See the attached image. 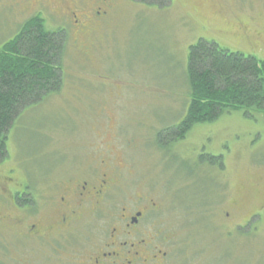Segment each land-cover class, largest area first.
Returning a JSON list of instances; mask_svg holds the SVG:
<instances>
[{
    "label": "rangeland",
    "instance_id": "1",
    "mask_svg": "<svg viewBox=\"0 0 264 264\" xmlns=\"http://www.w3.org/2000/svg\"><path fill=\"white\" fill-rule=\"evenodd\" d=\"M252 2L253 7L241 4L238 14L248 34L261 29L264 39V0ZM219 9L213 0H173L164 7L115 0L103 28L76 37L60 1L47 9L38 0H0V46L36 14L46 28H63L67 36L62 87L25 108L13 122L4 166L20 165L31 181L52 163L60 165L53 175L67 177L104 156L127 157L134 176L124 173V177L135 180L132 189L165 199L164 231L174 234L173 241L187 238L189 247L172 249H177L172 256L178 264H264V210L256 211L264 206V115L257 113L252 119L239 110L225 111L212 122L195 124L177 142L174 130L160 131L187 113L188 52L199 38L264 61V50L257 52L239 39L202 27L223 28L227 20L229 29H237L239 19L224 9L213 14ZM158 133L163 138L156 139ZM153 139L161 146L170 141L171 147L159 148ZM198 151L202 163L195 162ZM220 153L224 173L222 169L217 173L209 160ZM192 175L197 177L195 186ZM203 192L238 200V209L232 210L235 221L256 211L251 222L254 237L222 235L219 227L228 224L223 222L228 202L211 205L217 208L206 215L195 206L187 210L195 205L194 196Z\"/></svg>",
    "mask_w": 264,
    "mask_h": 264
},
{
    "label": "flooded vegetation",
    "instance_id": "2",
    "mask_svg": "<svg viewBox=\"0 0 264 264\" xmlns=\"http://www.w3.org/2000/svg\"><path fill=\"white\" fill-rule=\"evenodd\" d=\"M54 1L64 4L62 15L73 24L76 37L88 35L94 27L103 28L115 4V0H38V3L49 9ZM213 1L239 19L237 29L231 30L227 25L213 28L204 24L202 27L208 26V30L218 36L239 39L257 52L264 50V39L259 34L262 30L248 34L238 14L243 3L253 7L252 0ZM68 2L72 7L66 5ZM221 9L213 14L219 15ZM226 23L230 24L227 20ZM183 119L159 130L170 134ZM191 127L173 140L183 139ZM159 138L163 137L158 133L156 139ZM169 142L161 146L153 139L152 143L161 148L171 147ZM202 156L198 151L195 162L202 163ZM221 157L222 153L209 159L217 173H221L220 169L224 173ZM188 162L192 161L188 159ZM4 164L3 159L0 161V264H178L172 256L177 255V249L172 250L174 245H178L177 248L188 246L184 241L187 238L173 241L174 234H166L167 230L162 227L165 199L152 192L132 189L135 180L124 177V173L134 176L127 157L120 160L104 156L96 165L82 166L67 177L53 175L54 169L60 167L56 162L50 164V168L47 165L31 181L20 165L15 163L6 168ZM190 178L195 186L197 177ZM194 197L195 205L186 209L192 211L195 206L205 215L208 210L217 208L211 205L229 203L228 208L223 209V222L228 224L219 227L223 236L240 240L254 237L252 218L254 212L264 210V206L235 221L232 210L238 209V200L221 199V194L216 197L208 192ZM217 227L210 226L214 232L219 231L215 230ZM199 232H203L202 229Z\"/></svg>",
    "mask_w": 264,
    "mask_h": 264
},
{
    "label": "trees",
    "instance_id": "3",
    "mask_svg": "<svg viewBox=\"0 0 264 264\" xmlns=\"http://www.w3.org/2000/svg\"><path fill=\"white\" fill-rule=\"evenodd\" d=\"M138 1L164 7L173 0ZM66 40L63 29H46L36 14L0 46V161L8 156L7 133L22 111L62 87ZM187 77L191 101L175 130L177 137L193 124L212 122L225 111L239 110L252 119L257 113L264 115V61L253 55L199 38L189 47Z\"/></svg>",
    "mask_w": 264,
    "mask_h": 264
}]
</instances>
